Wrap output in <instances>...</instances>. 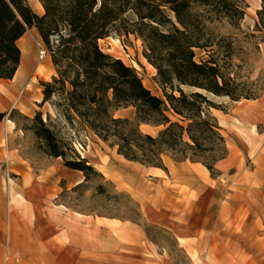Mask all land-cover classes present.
Listing matches in <instances>:
<instances>
[{
	"label": "rangeland",
	"instance_id": "obj_1",
	"mask_svg": "<svg viewBox=\"0 0 264 264\" xmlns=\"http://www.w3.org/2000/svg\"><path fill=\"white\" fill-rule=\"evenodd\" d=\"M27 1L34 11L43 13L35 9L33 0ZM242 6L245 15L236 25L227 18L206 20L208 31L218 43L212 54L241 97L235 101L228 96L208 93L218 108L206 107L204 116L223 128L222 134L235 152L239 167H225L221 163L207 179L186 172L176 173L175 161L181 154L174 152L164 156L166 170L156 175L144 164L118 154L117 147L110 146L92 131L72 127L63 117L56 118L49 105L40 107L34 104L35 99L25 102L26 93L33 97L42 93L41 83L56 74L52 59L47 77L35 76L32 71L33 79L27 80L20 89L25 113L17 107H6L2 108L5 114L0 116V205L6 215L10 208L23 209L30 203L25 189L36 187L39 199L46 200L43 209L49 210L54 230L49 233L51 247L45 262L42 255L45 251L41 248L29 247L19 252L8 249L10 242L23 239L24 232H9V222L0 226V264H14L24 254L30 259L27 264H59V242L68 240V231L80 224L70 219L73 211L105 218L115 230L116 238L122 243L131 241L135 247L130 256L122 249L112 253L102 247L98 250L97 264H264V27H257V11L262 1L257 4L255 0H243ZM195 9L203 12V8ZM100 44L106 52L134 66L145 85L163 96L157 70L144 60L140 39L134 35H112ZM21 45L31 47L36 59L43 50L51 58L36 27L27 30ZM205 53L197 49L198 57L209 58ZM246 97L260 99L259 115L243 117L244 105L253 100ZM119 110L115 111L116 116L131 120L136 117L133 107ZM38 111L45 121L50 113L59 135L72 140L75 148L91 161L98 172L88 181L84 180L82 172L81 176L74 177L64 173L67 167L62 159L48 155L39 147L30 129ZM170 116L173 120L180 119ZM8 120L13 121V127ZM183 124L187 126V122ZM163 127L140 126L143 132L154 136ZM194 134L199 144L187 149V160L213 165L215 159L225 153L224 141L207 132L195 131ZM42 180L45 185H40ZM230 208H241L243 213L237 218L215 215L221 209ZM58 209L67 212L65 220L56 216ZM193 221L199 226L197 230L201 229L199 232L191 231ZM128 224L137 225L139 234L136 236H140V240L130 239L122 232L121 227ZM211 225L219 227L208 232ZM109 236L108 231L98 228L97 242L102 241L105 246ZM27 237L31 242L46 240L41 238V233H29ZM224 241L240 243L241 249H227Z\"/></svg>",
	"mask_w": 264,
	"mask_h": 264
},
{
	"label": "trees",
	"instance_id": "obj_2",
	"mask_svg": "<svg viewBox=\"0 0 264 264\" xmlns=\"http://www.w3.org/2000/svg\"><path fill=\"white\" fill-rule=\"evenodd\" d=\"M261 1L257 27H264ZM40 2L42 14L27 0H0V79H13L22 59L18 41L29 28L36 27L56 70L51 80L41 83L40 107L50 103L56 118L63 117L72 127L92 131L117 147L118 154L127 160L163 169L168 152L181 154L176 161L188 159L187 149L199 144L195 131L210 133L225 146V153L213 165H204L215 171L216 162L227 154V146L222 127L204 116L206 107L218 108L208 93L235 101L241 97L212 54L218 43L208 31L206 20L227 18L236 25L245 15L243 0ZM195 7L203 8V12ZM112 35H134L142 41L143 54L157 70L163 96L143 83L134 66L101 47L100 41ZM197 49L209 58L198 57ZM128 107L135 108L134 120L115 115V111ZM4 114L0 112V116ZM170 115L180 119L173 120ZM32 120L30 129L45 153L61 158L67 168L82 172L85 181L98 172L72 140L59 135L50 113L47 121L41 111ZM141 124L164 127L154 136L143 132Z\"/></svg>",
	"mask_w": 264,
	"mask_h": 264
},
{
	"label": "crops",
	"instance_id": "obj_3",
	"mask_svg": "<svg viewBox=\"0 0 264 264\" xmlns=\"http://www.w3.org/2000/svg\"><path fill=\"white\" fill-rule=\"evenodd\" d=\"M256 3L259 4L261 0H255ZM26 34V33H25ZM25 34L19 39L18 43L24 38ZM20 46V45H19ZM21 48V47H20ZM22 51V50H21ZM22 61V59H21ZM21 67V64H20ZM20 67L17 70L15 76L13 79H0V88H2V93L0 94V105L3 106V109L6 107H17L20 109L22 113H25V103L22 102L20 99L21 92L20 89L23 87L25 82L27 80L33 79V74L26 75L25 70H23L20 75L18 76V73L20 71ZM54 75V74H53ZM52 75V76H53ZM48 81V80H46ZM32 86H35V83L32 81ZM31 86V85H30ZM42 86V85H41ZM31 93H26L25 96V102H31L33 99H35L34 104L38 105L42 99H43V93H37L35 97H33ZM16 100L13 102V100ZM259 98L253 99L249 103H246L243 107V111L241 114L244 118H250L254 115H259ZM37 102V103H36ZM47 105L50 106V108L53 109L52 105L48 102H46L41 107H46ZM2 108H0V112H3ZM121 111V110H119ZM55 113V112H54ZM223 129V128H222ZM226 146H227V154L224 158L218 160L215 164V171L217 167L221 163L225 165V167H239V164L237 162V156L234 151H232L229 146L227 145L226 140ZM134 162V161H132ZM165 164V159H164ZM200 163L199 162H193V161H175L174 169L176 173L179 172H186L187 174H195L197 176H201V179H207L209 173L211 172L207 167L206 170L204 168L203 171H205L207 177H204L200 173ZM146 166V165H145ZM147 168L151 169L153 173L156 175H159L163 170V168L160 167H153V166H146ZM166 167V164H165ZM68 171L78 172L77 170H72L69 168ZM70 173V172H69ZM82 174V173H81ZM81 174H78L77 176H81ZM219 176V174H218ZM74 177V176H73ZM200 178V177H199ZM42 188V187H41ZM43 189V188H42ZM41 189V190H42ZM35 190L38 191L36 187L33 188H26L25 192L27 196L30 198V203L25 205L23 209H9L8 214H5V210H3L2 205H0V226H4L5 223L9 222L8 224V231L9 232H24L23 239L17 240L14 242H10L8 245V249L13 250L12 252H19V250H24L25 248L34 247V248H41L45 252L42 253L43 259L45 262L49 259L50 254V241H49V233L51 230V223L52 219L50 217V212L47 209L45 211L44 208V202L46 200L39 199L40 195L38 193H35ZM56 216L61 217L63 220H65V215H67V212L64 210L56 211ZM243 213V209L241 208H230V209H221L219 212H216V216L218 217H234L237 218ZM251 211H249V215H251ZM60 215V216H59ZM87 218H75L73 215L71 216L72 221H77L80 224L74 225L73 230L68 231L67 235H69L68 240H63L59 242L58 249H59V256H58V263L64 264V263H70V264H97L98 263V250L103 248H106L109 252L114 253V251L122 249L126 252L127 256H130L132 252H135L134 245H131V241L128 243H122L116 236L114 235L116 232L112 228H110L109 224L107 222H98V217L88 216ZM101 219H105L103 217H99ZM89 219V220H88ZM104 221V220H103ZM198 224L196 221H193L191 224V231H200L198 229ZM215 227H219L216 225H211L208 232H210V229L213 230ZM100 228V231H108L110 234L107 242H105V246H103V242L100 243L97 242V230ZM122 232L127 234V237L130 239H135V237L139 238L140 236H136V233L139 234V230L137 225L135 224H128L121 227ZM225 228V227H224ZM175 229H178L179 231L182 230V228L176 227ZM189 230V228H188ZM1 232V231H0ZM29 233H41V238H45L46 240L39 242V241H30L28 240L27 234ZM45 233V235H44ZM63 236V234H62ZM66 236V232H65ZM227 238V236H225ZM225 248L230 249V247H233V249H241V245H236V243L231 242L228 243L224 241ZM67 259H70L69 261ZM30 259L27 254H24V256L21 258V260H16L14 264H27L29 263ZM254 262V261H253ZM252 262V263H253Z\"/></svg>",
	"mask_w": 264,
	"mask_h": 264
},
{
	"label": "bare ground",
	"instance_id": "obj_4",
	"mask_svg": "<svg viewBox=\"0 0 264 264\" xmlns=\"http://www.w3.org/2000/svg\"><path fill=\"white\" fill-rule=\"evenodd\" d=\"M33 1L35 3V9L44 12V7H43L42 3L40 2V0H33ZM19 45H20L21 50H22V61H21V67H20V71L18 73V76L20 75V73L23 70H25V74L26 75H29L34 70L35 71L34 72V75L35 76H40V77H45L46 76L47 77L48 68H49V66L51 64V58L47 54V52L45 50H43L41 52V55L38 56V59H36L35 58V55L33 53V50L31 49V47L22 46L21 45V41L19 42ZM144 60L147 61V59L145 58V56H144ZM147 63L154 70H156V68L152 64H150L148 61H147ZM143 83H144V81H143ZM1 93H2V88H0V94ZM0 108H3V106L0 105ZM8 122L12 124V127L14 126L13 121L8 120ZM145 125H148V124H142V126H145ZM200 165H201V169H199L200 170V173L204 177H207L205 171H203V169H202V168H204L206 170V167L204 165H202V164H200ZM63 172L66 173V174H68L70 177L77 176L78 174H81V173H78V172L71 173V171H68V169H66L65 167H64V171ZM45 183H47V179L46 178H45ZM43 184H44V181L43 180H42V182L40 181V185H43ZM59 210H62V209H59ZM72 214H73V216L75 218H87V216L85 214L80 213V212H77V211H73ZM103 220L104 219H101L99 217L97 218V221L98 222H105ZM183 240L184 239H181V241H183Z\"/></svg>",
	"mask_w": 264,
	"mask_h": 264
}]
</instances>
